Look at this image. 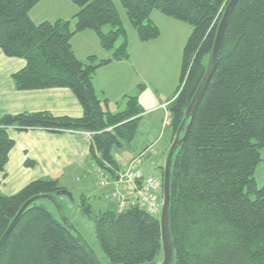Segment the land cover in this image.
I'll return each instance as SVG.
<instances>
[{
	"label": "trees",
	"instance_id": "1",
	"mask_svg": "<svg viewBox=\"0 0 264 264\" xmlns=\"http://www.w3.org/2000/svg\"><path fill=\"white\" fill-rule=\"evenodd\" d=\"M39 1L0 0V50L6 56L25 60V66L12 74L16 89L69 88L82 114L54 116L41 111L3 115L0 171H4L14 144L7 129L15 127L88 132L90 160L98 171L113 175L119 166L111 150L113 146L129 145L143 113L136 94L124 95L122 110L104 109L102 103L107 106V100L98 97L93 85L97 68L129 56L119 13L113 0H71L78 7L73 28L68 20L61 19L35 24L28 11ZM119 1L140 41L159 35L150 17L153 10L191 26L183 47L178 89L162 107L168 111L166 128L171 145L207 67L216 28L229 0ZM104 25H110V29L103 31ZM86 29L95 31L100 45L112 51L109 58L97 61L91 55L81 61L76 57L71 38ZM119 35L123 39L115 47ZM262 147L264 0H238L229 15L215 69L188 134L172 158V264H264V185L258 188L254 179ZM25 164L33 165L28 160ZM62 188L57 179L44 177L12 195L0 192V237L24 202ZM160 194L161 190L157 195L159 203ZM57 199L67 215L66 208L71 205L68 199ZM39 201L22 212L1 249L0 264H95L74 233ZM75 207L93 222V242L82 235L97 255L95 246L110 263L161 261L160 206L151 213L136 199L125 209H101L81 194Z\"/></svg>",
	"mask_w": 264,
	"mask_h": 264
},
{
	"label": "rangeland",
	"instance_id": "2",
	"mask_svg": "<svg viewBox=\"0 0 264 264\" xmlns=\"http://www.w3.org/2000/svg\"><path fill=\"white\" fill-rule=\"evenodd\" d=\"M113 2L126 33L128 42L127 52L129 56L123 59L125 61L122 68L110 69L107 67L105 69H99L106 66V64L97 68L99 70L95 72L96 75L94 76H96L103 85L108 87V95L106 96L107 104L112 112L122 110L126 100L124 96H121L122 94L120 96L116 95L114 89H117L122 81L123 86H126L129 81L132 82V88H129V90L125 92L131 95L135 87L133 93L138 96L143 109V116L138 123L134 139L128 146H113L111 150L112 157L119 166L120 174L127 167L132 158H137L138 167L141 171L146 175H158L159 177V175H162V167L165 164L166 156L170 148V139L165 140V134L163 133L164 127L167 124L168 111L167 109L164 110L159 108L147 114L148 111H145L144 107H148L150 104L148 101L143 102V99L148 98V100L154 102L160 98V101L167 103L171 96L177 91L183 47L191 31V26L185 22L166 17L157 10H153L150 13V17L159 28V35L152 40L140 41L120 1L113 0ZM77 8L78 7H76L71 0H41L28 11V15L35 21V24L47 19L53 21L55 17L62 15L66 18L65 20L69 21L70 28H73L75 23L73 21V15ZM108 29H110V25H104L102 28L103 31H107ZM122 39L123 35H119L114 46L117 47ZM72 43L74 45L75 55L79 60L86 61L87 58L92 55L95 56L98 61L107 59L112 55L111 50H107L100 45L99 38L92 29H87L84 32H77ZM111 62H116V60H112ZM131 66L134 69H131ZM131 74L134 76L133 79L129 78ZM109 80L114 83L110 85V87L107 85ZM125 80L127 84L124 82ZM103 99L104 98H101V100ZM143 103L145 106L142 105ZM102 107L107 109L104 103H102ZM160 132L161 135L159 138ZM259 153L261 160L255 166L254 171V179L258 188L264 185V147L259 149ZM106 174L108 176L111 175L108 172H106ZM120 184L124 189L128 183L120 181ZM101 189H103V187H100L96 183L94 184V188L91 189L93 192H89V194L98 196V192L100 194ZM68 190L73 194L75 201L78 202L80 193H78L75 188H69ZM160 195L158 199L161 202ZM95 198L97 197L91 200L94 207H96L94 204ZM251 198H254L253 194H251ZM39 204L44 205L54 216H58L53 204L48 200L41 199ZM66 211L74 226L90 242H93V222L79 213L75 205L68 206ZM95 249L104 264H122L110 263L104 257L98 246H95Z\"/></svg>",
	"mask_w": 264,
	"mask_h": 264
},
{
	"label": "crops",
	"instance_id": "3",
	"mask_svg": "<svg viewBox=\"0 0 264 264\" xmlns=\"http://www.w3.org/2000/svg\"><path fill=\"white\" fill-rule=\"evenodd\" d=\"M77 11L78 8L75 13ZM30 19L35 23L32 18ZM58 19L65 20L66 18L58 15L50 22ZM76 35L77 33L71 38L72 48L74 46L72 40ZM124 61L123 59L116 60V62H110L99 69L107 67L110 69H120ZM24 66L25 60L23 58L6 56L0 50V118L5 114L41 111L49 112L54 116H81V105L69 88L16 89L12 74ZM131 69L134 68L131 66ZM129 78L133 79V74ZM124 82L127 84L126 80ZM112 84L114 83L111 80L107 82L109 87ZM128 84L123 86L122 81L121 85L117 89H114L116 95L120 96L122 94L121 96H124L127 94L125 91L132 88V82L129 81ZM93 85L98 97L107 100L108 87L103 85L96 76H94ZM134 90L135 87L132 93ZM132 95L135 94L133 93ZM146 101L150 104L148 107H144V110L148 111L147 114L159 108L163 109L161 106L163 102L160 101V98L154 102H151L148 98L143 99V102ZM106 107L110 110L108 104ZM7 133L14 144L9 150L4 171H0V192L2 194L12 195L35 179L50 177L57 179L60 186L66 189L75 188L80 195L84 194L90 197L91 200L97 197L94 203L95 208H115L121 210L125 209L128 203L136 201L137 194L132 183L126 184L124 189L121 187L120 170L110 176L104 173L102 178L98 177V170L89 158L91 138L88 132L68 130L51 132L41 128L18 130L15 127H9ZM163 133L165 134V140H168L169 132L166 126ZM160 135L161 132L159 138ZM27 160L32 161L33 165L27 166L25 164ZM152 176L158 177V175ZM96 183L100 187H103L100 190V194L98 192V196L89 194V192H93L91 189L94 188V184Z\"/></svg>",
	"mask_w": 264,
	"mask_h": 264
},
{
	"label": "water",
	"instance_id": "4",
	"mask_svg": "<svg viewBox=\"0 0 264 264\" xmlns=\"http://www.w3.org/2000/svg\"><path fill=\"white\" fill-rule=\"evenodd\" d=\"M238 0H229L226 4L224 11L221 15L220 21L217 25L215 37L213 41L212 51L210 53L207 67L205 69V72L203 74V77L200 81V84L193 95L190 103L188 104L184 118L175 134L174 139L172 140V143L170 145L169 151L166 156L165 164L163 166V172H162V185H161V209H160V227H161V241H162V252L163 256L161 261L154 263V264H172L173 263V248H172V240L170 235V229H169V200H170V171L172 166V158L174 155V152L178 145L185 139V137L188 134L195 110L199 104V101L201 97L204 94V91L207 87V84L212 76V73L215 69L217 58L220 50V45L222 41V37L224 34V30L229 18V15L231 11L233 10L236 2ZM58 196L66 197L71 205H75V199L73 194L66 188H62L58 191H56L54 194H39L31 197L28 199L22 206L19 208L18 212L0 237V252L1 249L18 222L22 212L26 209V207L31 204L32 202L36 200L45 199L51 202L58 214V217L62 224L69 229L71 232L74 233L76 239L79 241V243L83 246V248L88 252L89 256L93 260L95 264H102L100 261L98 255L92 248V246L88 243V241L83 237L81 232L74 226V224L71 222L69 217L65 214V210L63 208V205L60 203V201L57 199Z\"/></svg>",
	"mask_w": 264,
	"mask_h": 264
},
{
	"label": "built area",
	"instance_id": "5",
	"mask_svg": "<svg viewBox=\"0 0 264 264\" xmlns=\"http://www.w3.org/2000/svg\"><path fill=\"white\" fill-rule=\"evenodd\" d=\"M165 108L166 104H162ZM98 177L102 178L103 173L98 171ZM120 180L134 185L138 201L144 205L151 213L159 210L160 203L157 200V194L161 190L162 181L159 177L145 175L138 167L137 158L132 159L127 167L120 174ZM103 184V182H101Z\"/></svg>",
	"mask_w": 264,
	"mask_h": 264
}]
</instances>
